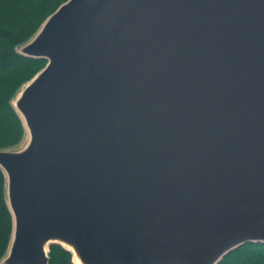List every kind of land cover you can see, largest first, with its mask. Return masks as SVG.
I'll use <instances>...</instances> for the list:
<instances>
[{
    "label": "water",
    "instance_id": "obj_1",
    "mask_svg": "<svg viewBox=\"0 0 264 264\" xmlns=\"http://www.w3.org/2000/svg\"><path fill=\"white\" fill-rule=\"evenodd\" d=\"M0 149V264H219L264 244V0H66ZM75 264V263H74Z\"/></svg>",
    "mask_w": 264,
    "mask_h": 264
},
{
    "label": "trees",
    "instance_id": "obj_2",
    "mask_svg": "<svg viewBox=\"0 0 264 264\" xmlns=\"http://www.w3.org/2000/svg\"><path fill=\"white\" fill-rule=\"evenodd\" d=\"M66 0H0V149L13 148L25 136L12 99L45 60L17 52L41 23ZM12 233V216L6 202L5 178L0 169V259ZM49 264H74L71 253L58 244L49 248ZM219 264H264V244L246 243L230 251Z\"/></svg>",
    "mask_w": 264,
    "mask_h": 264
},
{
    "label": "bare ground",
    "instance_id": "obj_3",
    "mask_svg": "<svg viewBox=\"0 0 264 264\" xmlns=\"http://www.w3.org/2000/svg\"><path fill=\"white\" fill-rule=\"evenodd\" d=\"M75 264H80L79 260L74 256L73 258Z\"/></svg>",
    "mask_w": 264,
    "mask_h": 264
},
{
    "label": "rangeland",
    "instance_id": "obj_4",
    "mask_svg": "<svg viewBox=\"0 0 264 264\" xmlns=\"http://www.w3.org/2000/svg\"><path fill=\"white\" fill-rule=\"evenodd\" d=\"M17 48H18V47H17ZM24 141H25V136H24V138H23V140L21 141L20 144H22ZM20 144H18L17 146H15V148L18 147Z\"/></svg>",
    "mask_w": 264,
    "mask_h": 264
}]
</instances>
